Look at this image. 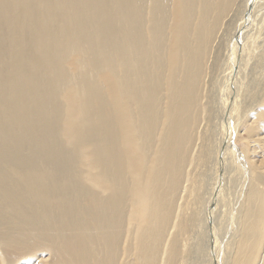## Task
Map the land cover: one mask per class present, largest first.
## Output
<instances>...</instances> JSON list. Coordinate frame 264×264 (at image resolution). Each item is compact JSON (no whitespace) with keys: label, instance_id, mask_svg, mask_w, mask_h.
<instances>
[{"label":"bare ground","instance_id":"obj_1","mask_svg":"<svg viewBox=\"0 0 264 264\" xmlns=\"http://www.w3.org/2000/svg\"><path fill=\"white\" fill-rule=\"evenodd\" d=\"M0 264H264V0H0Z\"/></svg>","mask_w":264,"mask_h":264}]
</instances>
